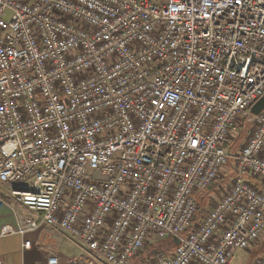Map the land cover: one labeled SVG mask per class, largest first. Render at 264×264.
I'll use <instances>...</instances> for the list:
<instances>
[{"label":"built area","instance_id":"1","mask_svg":"<svg viewBox=\"0 0 264 264\" xmlns=\"http://www.w3.org/2000/svg\"><path fill=\"white\" fill-rule=\"evenodd\" d=\"M262 97L264 0H0V239L234 264L264 240Z\"/></svg>","mask_w":264,"mask_h":264},{"label":"crops","instance_id":"2","mask_svg":"<svg viewBox=\"0 0 264 264\" xmlns=\"http://www.w3.org/2000/svg\"><path fill=\"white\" fill-rule=\"evenodd\" d=\"M13 222L9 211L4 209L0 214V228ZM83 253L81 244L55 228L0 239V260L5 264H48L54 256L61 264H68Z\"/></svg>","mask_w":264,"mask_h":264},{"label":"rangeland","instance_id":"3","mask_svg":"<svg viewBox=\"0 0 264 264\" xmlns=\"http://www.w3.org/2000/svg\"><path fill=\"white\" fill-rule=\"evenodd\" d=\"M251 129V126L247 123L244 122V127L242 129V132L240 133L239 137L238 134L236 135V140L238 141H242V143L240 144V146L245 142L246 138L249 136V130ZM210 193H213L212 191ZM205 195H209V193H206ZM204 207H206L205 204H203ZM172 247L170 246L169 242L165 243V244H159V245H155L153 247H150L148 249V251H146V253L144 255H142V257H140V259H138L135 263L133 264H140L141 261H146L147 258H149V256L151 257L153 252L156 250H170ZM84 249V248H83ZM250 252L256 253L257 255H255V257L250 255ZM263 254V253H262ZM260 253V249H256V247H253L249 252L246 251H240L236 258H235V262L234 264H253V261L256 257L262 255Z\"/></svg>","mask_w":264,"mask_h":264},{"label":"water","instance_id":"4","mask_svg":"<svg viewBox=\"0 0 264 264\" xmlns=\"http://www.w3.org/2000/svg\"><path fill=\"white\" fill-rule=\"evenodd\" d=\"M251 111H252V113L254 114V115H259V114H261L263 111H264V97H262L253 107H252V109H251ZM173 241H174V243L176 244V245H179L180 244V241H179V239L178 238H174L173 239ZM262 246L264 247V240L262 241ZM159 254V252L158 251H154L153 252V256H156V255H158Z\"/></svg>","mask_w":264,"mask_h":264},{"label":"trees","instance_id":"5","mask_svg":"<svg viewBox=\"0 0 264 264\" xmlns=\"http://www.w3.org/2000/svg\"><path fill=\"white\" fill-rule=\"evenodd\" d=\"M243 129V128H242ZM242 129L240 130V133L242 132ZM239 137V136H238ZM242 143V141H238V140H236L233 144H232V146H231V150H233L234 152H236L237 151V149L239 148V146H240V144ZM169 244H170V246L172 247L170 250H173V249H175L176 248V244L174 243V241H170L169 242ZM256 249H260V253L262 254V253H264V247L262 246V243H259V244H257L256 246ZM250 255L253 257H255V255H257L256 253H253V252H250Z\"/></svg>","mask_w":264,"mask_h":264}]
</instances>
